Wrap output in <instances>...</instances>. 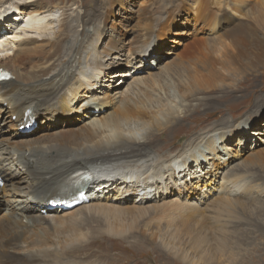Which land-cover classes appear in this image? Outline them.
<instances>
[{
  "label": "bare ground",
  "instance_id": "1",
  "mask_svg": "<svg viewBox=\"0 0 264 264\" xmlns=\"http://www.w3.org/2000/svg\"><path fill=\"white\" fill-rule=\"evenodd\" d=\"M70 1L66 0L64 4L56 7L61 10V21L58 28L52 32V38L50 24L41 26L43 20L38 18V14L45 13L46 9L42 0H29L25 3L0 1L2 5H15V10H18L20 5L31 4L29 10L26 8L24 12L21 9L20 13H17L18 16L12 18L17 21L8 22L5 26L12 33L23 21L20 17V14H23L26 20L21 30L24 28L35 30L39 37L20 39L21 33L8 34L5 28L0 30V53L12 49L11 56L6 53L0 58V69L14 78L13 82L3 80L0 82V124L9 123L12 127L27 124L32 120L35 110L39 112L40 106L60 109L63 105L62 108L70 110L71 103L79 92L83 89L90 91L98 89L96 85L101 81V77L108 75L104 74L106 66L98 61L96 52L99 25L101 20L103 22L98 6L105 4L106 1L88 0L82 5L85 9L78 11L69 9ZM181 1L179 0L180 4ZM192 1L194 4L196 0ZM209 2L211 6L218 8V11L211 10ZM244 3L243 0H198L197 6L192 4V7L195 6L197 9L196 11L194 7L193 11L198 20L200 19L204 26L211 27L221 22L219 13L224 11L225 5L242 10ZM172 11L170 8L169 12L165 10L151 18L148 17L146 23L162 19L166 21L172 17ZM245 13L249 22L237 27L235 36L237 39L234 43L236 54L232 55V62L238 64L248 59V55L251 54L253 58L248 59L249 64V61L252 64L253 60L259 62L264 58V0H258L256 6ZM4 18H10V15H5ZM25 29L21 32L27 33ZM252 49L255 53L251 51ZM32 57L38 59L40 57L39 63L25 67L23 60ZM8 63L11 66H8ZM241 67L242 65L235 69L240 70ZM210 70L208 67L205 72ZM125 75L127 77L129 74ZM116 76L123 75L116 72L108 77L114 79ZM186 78V82H182L181 85L186 92L182 93L181 87L179 90H173L171 84L167 97L158 95L157 98H151L150 94L142 93L141 88L136 86L134 88L132 84L116 89L109 101L105 99L107 96L103 95L104 97L100 98L96 97L94 92L86 91L81 97L86 98V104L94 101L98 103L95 105L97 116L82 122V133L78 132L80 134L65 139V143L20 151L11 148L7 140H0V178L3 182L0 195L6 194L5 202L9 204L11 210L4 222H0V264H77V260L81 258L75 253L87 248L93 239L101 238L103 235L123 238L128 236L131 226L136 227L143 220H146L147 230L144 229V234L147 240L187 264H198L197 261H192L193 258L189 257L188 252L196 251L195 249L201 245L191 249V243L199 244L207 239V243L212 241L215 250L219 244L226 243L228 238L225 228L228 229V223L225 225L219 223L218 227L207 222L205 230L203 229L201 233L204 236L201 237L197 235L192 237L190 235L192 229L188 226H184L182 230L172 228L168 224L170 220L164 225L165 228L160 227L163 216L168 214L167 211H173L171 213L173 219L184 220L188 217L187 212L202 216V211L206 208L205 216L202 217L206 218L207 210H211L209 209L211 204L218 202L217 205L225 207L223 212L227 211L228 214L235 205L244 203L239 202L237 197H232L236 196L237 192L248 193L245 186L223 176L222 189L215 194L211 202L203 205L204 208H200L187 195L188 191L179 192L180 197L165 200L170 188L180 191L187 184L184 182V173L194 181L202 175L199 165L193 167L190 164L191 159L196 164L199 157L203 160L210 159L206 154L215 155L218 148L223 152L230 150L223 144L222 132L216 134L218 131L216 129L213 130L215 134L213 131L202 134L204 130L202 132L200 130L203 128L194 130L187 128L180 131L179 127L183 128L182 123L187 118L194 117L192 114L198 109L211 107L208 105L210 100L198 95L220 85L215 82L216 84L210 86L206 80L204 82L192 78L191 80L188 75ZM168 80L170 82V78ZM210 92L213 91H207ZM113 106L116 108L112 110ZM12 116H15V120H12ZM177 130L185 134L182 137L183 142L176 146L174 152L167 156L161 155L163 151L158 146L166 141L159 142L157 139L160 135L169 138L170 135H175ZM24 171L27 177L24 176L18 181L17 177ZM77 171L90 172L91 181L75 190L74 197L68 199L69 195H66L62 188ZM231 171H236L235 167ZM196 175L197 178L194 177ZM236 176L240 177L237 171ZM88 180L89 178L86 182ZM23 183L29 187L20 186ZM59 189L63 195L56 198ZM134 196L136 198L133 200L132 211L119 206L118 203ZM159 197L161 205H154L158 203ZM214 204L216 206V203ZM29 209L42 211L44 215L32 213ZM156 211L160 212L154 218L155 221L150 220V215H154ZM208 217L213 223L215 217ZM152 220L154 227L151 225ZM215 222L217 224V221ZM125 223H129L130 226H125ZM88 227H96L99 232L96 234L94 230L88 232ZM183 235L188 240L185 243L184 241L181 243ZM225 243L220 253L227 247ZM183 245L189 250L187 251ZM206 249L208 248L200 251ZM198 255L200 260L207 261L206 254L201 255L199 252Z\"/></svg>",
  "mask_w": 264,
  "mask_h": 264
},
{
  "label": "rangeland",
  "instance_id": "2",
  "mask_svg": "<svg viewBox=\"0 0 264 264\" xmlns=\"http://www.w3.org/2000/svg\"><path fill=\"white\" fill-rule=\"evenodd\" d=\"M27 1L29 0H11L12 3H25ZM86 1L88 0H71L69 9L71 11L85 9L82 5ZM105 1V4L98 6L103 22L101 20V26L99 25L96 52L98 61L106 66L104 74L108 73V75L101 77V81L96 85L98 89H92V91L83 89L79 92L77 98L72 101L70 110L62 108L63 105L60 109L40 106L38 107L39 112L37 113L35 110L32 114V120L27 124H19V126L13 127L9 123L0 124V140H7L11 148H16L20 151L37 146L43 147L44 145L65 143V139L67 140V138L73 137L75 134H80L78 132L82 133V122L87 121L90 117L97 116L95 105H98V103L94 101L86 104V98L81 97L86 91L94 92L93 94L100 98L107 96L105 99L109 101L110 96L116 89L124 88L131 84L134 88H141L142 93L150 94L151 98H157L158 95L167 97L168 88L172 86L173 90H179L182 82H186L187 75L190 79L200 80V82L206 80L210 86L216 83L220 84L214 86L215 89H209L213 92L207 93L209 90H206L198 95L210 100L208 105L210 104L211 107L198 109L196 113L192 114L195 116L187 118L182 123L183 128L179 127V129L182 131L187 128L192 130L203 128L200 130V132L204 130L202 134L204 132L209 134L216 129L218 130L216 134L222 132L223 144L227 145L230 150L223 152L218 148L215 151V155L206 154L210 159L203 160L199 157V161L196 164L191 159L190 164L193 167L200 166V172H202V175L198 178L200 180L195 179L194 181L193 178L191 179L190 176L184 173V182L187 184L180 191L173 187L170 188L165 200L180 197L179 192L185 193L188 191L187 195L200 208H204L207 203L211 202L210 200L215 194L222 189V178L225 176L226 179L228 178L230 181H235L237 184L240 183L245 186L248 193L237 192V195L232 197H237L239 202L243 201L244 203L235 205L232 208L233 210L231 209L227 214V211L223 212L225 207H221L217 205L218 202H214L216 206L213 203L209 209L216 213L210 214L211 212L207 210L208 216L211 218L215 217L213 223L208 216L202 218L205 216L206 208L202 211V214L200 213L202 216L187 212L188 217L186 219L188 221L186 219H173L171 215L173 211H167L168 214L163 216L160 227L163 226L165 228L164 225H167L166 223L170 220L168 224L172 228L182 230L184 226H188L192 229L190 233L192 237H196V235L201 237L207 222L216 226L219 223L224 225L228 223V229L225 228L228 239L226 243L224 242L227 247L220 253L224 243L219 244L216 250L214 244L211 243L212 241L207 243V239L199 242V244L191 243V249L201 245L195 249L196 251L190 250L191 252H188L189 257L193 258L192 261H197L198 264H264V58L259 62L253 60L252 64L249 61V64L248 59L253 58V54H251L248 55V59H244L240 64L232 62V55L236 54L234 45L237 39V37L235 38L236 29L239 25L249 22L245 12L252 10L258 0H243L245 6L242 10H238L232 5H225V12L219 13L221 22H217L211 27L204 26L200 19L198 20L193 11L195 6L192 7V0H182L181 4L179 0ZM65 2L66 0H42V4L46 9L44 10L45 13L38 14V18L43 20L41 26L50 24V38H52V32L58 28L61 21V10L56 7ZM209 3L211 10L218 11V8L211 6V2ZM197 4L198 0L193 5L197 6ZM177 6L180 7L177 8ZM30 7L31 4L26 3L20 5L18 10H15V5H2L0 2V30L5 28L8 34L21 33L20 39L39 38L35 30L24 28L27 33L21 32L24 30H21V28L26 20L23 14H20L23 21L12 33L5 26L8 22L17 21V19L12 18L17 17L21 9L25 12L26 8L29 10ZM170 8L173 11L172 17L168 20L162 19L158 22L146 23V18H151V16L162 13L165 10L169 12ZM195 10L197 11L196 7ZM5 15H10V18L5 19ZM139 21L141 22L139 23ZM163 21L165 26H162ZM216 40L220 41L219 43L221 44L218 45L219 43ZM214 44L215 46H209ZM11 50L0 53V58L4 57L6 53L11 56ZM251 51L254 52V49ZM39 59L38 57L28 58L23 60V64L24 66L26 65L25 67H29L39 63ZM7 65L11 66L10 63ZM240 65H242L240 70H236L235 68ZM208 67L211 70L206 73L205 69ZM116 72L121 73L123 76H116L114 79L108 77ZM211 72H215L217 75ZM125 73L129 75L126 77V75L124 76ZM9 81L13 82L14 78ZM181 89L182 93L186 92L182 87ZM114 108L116 107L113 106L112 110ZM12 120H15V116H12ZM73 130L74 132H72ZM180 131L177 130V133L170 135L169 138L160 135L157 140L159 142L166 141L158 146L163 151L161 155L167 156L174 152L176 146L183 142L182 137L185 134ZM212 133L215 134L214 131ZM234 167L240 177L236 176V171H231ZM22 173L21 176L17 177L18 181H21L20 178L24 176L27 177L25 171ZM194 177L197 178V175ZM20 186L29 187L26 183ZM135 198L134 196L118 204L120 207H126V209L132 211L131 207ZM6 199V194L0 195V222H4L3 220L8 216V212L11 211L9 210V204L5 202ZM160 199L161 197L157 198L158 203L154 205H161ZM29 211L44 215L42 211L31 209ZM159 212L156 211L154 215L151 214L149 219L154 220ZM223 213L226 214L224 215ZM228 215L232 217L227 218ZM153 220L151 225L154 227L155 220ZM219 220L221 221L219 222ZM215 221H217V224ZM129 223L124 225L130 226ZM145 223L146 220H143L140 225L131 226L128 236L123 238L103 235L100 236L101 238L93 239L87 248L75 253L78 258H81L77 260V264H187L179 258L176 259L171 254L160 250V248L153 245V242L147 240V236L144 234V231L147 230ZM87 230H89L88 232H93L94 230V234L97 231L99 232L96 227H88ZM132 232L133 234H131ZM17 239L19 238L17 237ZM181 239V243L188 241L184 235ZM184 248L187 251L189 250L186 246ZM204 248L208 249L200 251ZM199 252L201 255L206 254L207 261L200 260Z\"/></svg>",
  "mask_w": 264,
  "mask_h": 264
},
{
  "label": "water",
  "instance_id": "3",
  "mask_svg": "<svg viewBox=\"0 0 264 264\" xmlns=\"http://www.w3.org/2000/svg\"><path fill=\"white\" fill-rule=\"evenodd\" d=\"M73 179H74V181H73V182H75V181H77V180H78V178H76V177H73Z\"/></svg>",
  "mask_w": 264,
  "mask_h": 264
},
{
  "label": "snow or ice",
  "instance_id": "4",
  "mask_svg": "<svg viewBox=\"0 0 264 264\" xmlns=\"http://www.w3.org/2000/svg\"><path fill=\"white\" fill-rule=\"evenodd\" d=\"M0 78H3V77H0Z\"/></svg>",
  "mask_w": 264,
  "mask_h": 264
}]
</instances>
